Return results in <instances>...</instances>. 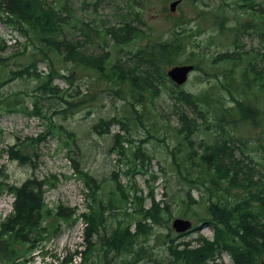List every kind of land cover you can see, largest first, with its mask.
<instances>
[{
    "label": "rangeland",
    "instance_id": "374dc122",
    "mask_svg": "<svg viewBox=\"0 0 264 264\" xmlns=\"http://www.w3.org/2000/svg\"><path fill=\"white\" fill-rule=\"evenodd\" d=\"M251 1L250 6L248 3L246 5L245 2L235 0H184L177 7L176 18L172 19L167 17L169 15L165 9L170 0H48L60 6L62 11L67 8L63 11V17L71 9L74 16L73 22L92 20L103 33L106 30L117 31L119 29L122 34L125 24L138 26L146 32L147 37L143 41L135 38L127 45H116L112 35L105 36L104 41L101 38L95 41L89 38L85 40L84 37L75 38L85 40L79 48L83 54L91 56L107 54L111 62L116 61L120 64L130 60L131 54L138 45L147 46L146 43L150 39L167 38L168 31L175 22L190 21L186 29H194L200 25L202 20L195 18L199 10L222 7L221 17L218 20L224 21V27H234L236 23L249 24V35L218 34L214 39L216 42L225 44L224 48L230 51L234 48L233 42L240 44L241 49L235 53L236 58L239 57V53L250 59L258 56L252 61L254 63L257 61L262 67L263 78L260 81L262 87L260 88V84L252 83L253 76L250 75L247 79L248 86L245 88L248 94L246 102L253 110L258 107L264 113V39L261 36L262 32L257 33L255 30L259 26V21L264 24V0ZM208 22H202L200 26L205 29V32L187 38L186 50L178 63L184 60L198 62L196 56L192 54V52H197L192 48L196 44L208 54L220 52V48L216 45L207 44L208 37L216 34V27ZM262 31L264 32V26H262ZM19 35L23 34L17 28L11 25L9 28L4 27L0 22V37L7 42H11L12 39L21 40L2 55L8 58L5 70H19L23 64L34 59L37 71L46 74L49 71L46 58L31 43L28 44L26 38L23 40ZM67 37L74 36L68 35ZM69 43H75V41L70 40ZM14 54L17 56L14 57ZM53 58L56 66L61 68L60 77L52 83V86L58 87V92L51 94L61 96V99H55L56 103L50 104L51 98L43 100L37 98L45 97V95L41 91H36L38 82L32 77L7 80L1 89L3 96L19 95V98L16 99L15 106L0 111V179L8 182L9 186H20L26 178L32 176L38 180L44 179L47 182V188L43 187L46 188L44 199L48 207L61 204L62 207L77 208L81 211L86 204L92 206L97 204L84 196L87 194V187L72 172L71 164L74 160L80 171H85L92 177V182L98 183L100 202L98 205L112 204L110 214L103 208L106 210L104 216L106 221L101 227L102 234L109 233L116 221L125 225L131 220L130 215L137 219L141 218L140 202L143 208H147L150 202L149 194L152 193L157 201L161 200L164 204H170L172 211L170 222L174 218H186L192 222L194 227H197V230L180 236L170 227L169 230L163 228V222L160 225H154L149 230L148 224L152 221L146 220L142 222L144 227L138 232L136 238L139 245H144L149 250L154 249V254L161 256L166 252L168 244V240L167 243H162L163 236L169 233L172 245L197 246V239L200 236L212 240L213 228L207 227L201 219L206 215L205 208L208 198L203 194L205 191H202V187L197 182H186L179 176L180 173L181 176L186 175L192 166L194 170L202 173L201 167L196 168L198 160L189 157L192 154L189 151L188 141L180 134L179 119L184 115L182 111H185L199 124V130L188 139L197 156L202 152L200 144L206 146L221 143L227 137L233 138L234 142L230 144L234 146L232 157L234 163H238L240 172V174L234 173L237 175L235 177L237 184L230 187L231 199L229 201L233 203L245 197L247 190L245 184L249 182V176L252 175L253 184L251 186H254V182L258 181L264 170V124H257L258 118L256 117L252 122L250 119H241L234 114L236 109H234L235 103L232 97L238 100L244 97L232 88V95L223 88L213 91V85L217 82L212 78L206 79L202 72L195 71L181 88L196 97L208 95L209 105L203 104V116L199 115L195 108L178 102L174 97L176 93L173 91L176 88L170 84L162 88L157 96L148 97V101L140 106L133 99H127L131 98L127 90L128 82L121 86L105 82L93 76L89 71L80 70L81 68L74 62L65 59L63 52L57 59L55 56ZM128 65H132L131 61ZM165 70L166 68L163 69ZM64 76L69 81L64 79ZM217 80L219 83L220 77ZM62 98L76 103L66 105L62 102ZM35 104L45 118L31 117L22 111L34 110ZM198 107L200 109L201 104ZM61 108L65 110H60ZM221 110H229L233 114L230 117L221 118L219 115ZM111 118L124 121L128 132L121 129V125L117 123L110 125L107 131L100 133L94 131L93 126L99 120ZM49 121L55 126L61 125L70 131L69 133L74 135V140L72 141V137L66 139L65 135H61L59 138L53 134L40 141L32 147L33 149H26L28 152L31 149L30 152L35 154V158L29 163L21 164L9 158L10 149L25 146L28 142L25 140L42 133L48 127ZM215 123L218 127H213ZM206 125L211 126L206 128ZM65 140L69 142L71 151H67L66 146L63 145L62 141ZM74 143L77 147L73 145ZM137 150L145 152L150 157L144 166L133 161L132 156ZM219 153L225 156L222 150H219ZM120 158L122 161H119ZM173 161L186 162V167H177L173 165ZM227 164L229 163L225 160V166L230 167ZM228 181L233 182L232 178H228ZM117 182L126 189L129 195L128 203L122 205L124 214L114 201H109V194ZM251 190L255 191V189ZM188 191L191 196L186 198L185 194ZM13 201L14 198L9 193L0 196V221L10 212ZM84 226L80 221L71 226L65 225L58 238L47 244L46 250L58 256V259L54 261L55 264H59L64 254L72 253L79 248L80 234ZM133 227L131 223L130 228ZM102 257L100 250L94 251L92 264H122L126 255L123 258L121 256L111 258L110 255L108 262ZM32 258L34 264H38V261L41 263V257L37 251L32 254ZM168 258L169 256L166 255L164 261L167 262ZM216 263L234 264L227 252L221 253Z\"/></svg>",
    "mask_w": 264,
    "mask_h": 264
},
{
    "label": "trees",
    "instance_id": "16d2710c",
    "mask_svg": "<svg viewBox=\"0 0 264 264\" xmlns=\"http://www.w3.org/2000/svg\"><path fill=\"white\" fill-rule=\"evenodd\" d=\"M235 1L252 5L251 0ZM62 6L65 7V5ZM218 10L219 12L222 11V7ZM63 11L60 6L52 4L48 0H0V22L17 28L25 36L27 43H31L46 58L49 64V71L46 74L37 71L34 59L29 60L27 64H23L19 70L6 71L8 58L2 57V55L6 53L8 46L0 39V111L15 106L16 99L19 98V95L9 97L1 94V89L6 81L12 79L32 77L38 82L36 91H41L45 95V97L37 98L41 100L51 98L50 104L56 103L55 99H61V96L51 94L58 92V87L56 85L52 86V83L56 77H60L61 70L56 66L53 57L55 56L57 59L58 56H61V52H63L65 59L74 62L81 68L80 70H90L95 77L103 79L105 82L119 86L128 82L127 90L130 92L131 98L127 99H133L140 106L148 101V97H155L159 94L160 87L164 86L166 81L163 69L177 61L181 52L180 48L183 47L181 41L180 44L175 43L174 39L171 42H151L148 43L147 47L136 49L127 62L123 64L116 61L111 62L107 54L85 55L79 51V48L82 47L87 38L94 41L101 38L104 41L107 35L113 36L116 45H127L134 38H140L139 30L136 28L134 29L137 31L125 29L122 34L119 29L118 31L106 30V33H103L92 20L73 22L74 16H72L71 9L65 13L64 17ZM213 25H215V22ZM245 25L247 24L236 23L234 27L229 29V32L235 34L238 31H243ZM261 25L262 22H260V27ZM255 30L257 33L262 32V35H260L264 39L262 29L258 27ZM68 35L74 37H67ZM79 37H84L85 40L75 39ZM70 40H74L75 43H69ZM233 44L235 49L227 56L198 57H200L201 65L208 73L211 75L217 73L213 75L214 77L222 74L223 80L219 83L220 88L227 90L231 95L232 91L229 87L240 89L237 93L244 98L238 100L232 97L235 103L234 109H236L234 114L241 119H250L254 122L255 117L257 118L261 112L253 110L246 102L245 88L248 86L247 79L250 75L253 76L252 83L255 85L260 84L263 78L261 71L263 70L260 63L252 61L258 56L250 59L239 53V57L236 58L235 53L238 49H241V46H238L235 42ZM13 56L17 55L14 54ZM130 61L132 65H128ZM217 66L222 67V69L217 68ZM236 67H239L238 73L235 71ZM63 78L69 81L66 76ZM207 97L208 95L196 97L181 91H177L175 95L178 102L195 108V111L202 116L204 115L202 111L203 104L209 105ZM62 102L66 105L76 103L68 102L66 98H62ZM199 104H201L200 109ZM60 110H65V108ZM22 111L29 116L45 118V115L42 114L36 104L34 110ZM182 114H184L183 117L179 119L180 134L189 143V151L192 154L189 156L190 159L196 158L198 160L196 168L201 167L202 173L194 170L192 166L186 175L181 176L180 173L179 176L183 181L197 182L202 187V191H205L203 194L208 198L205 208L206 215L201 219L202 222L213 228L214 236L212 240L200 236L197 239V246H191L190 244L172 245L173 242L169 233L163 236L162 243H167L168 240V244L166 252L161 256L154 254V249L149 250L146 246L139 245L136 238L138 232L142 231L144 227L143 221H152L148 224L149 230L154 225H160L162 222V227L169 229L165 217H169L172 213L170 204L155 201L152 193L149 194V207L143 208L140 202L139 213L142 214L141 218L137 219L135 216L130 215L131 220L125 225L120 221H116L109 233L102 234L101 227L105 225L104 222L106 221L104 216L106 210L107 212L111 211L110 205L112 204L98 205V183L92 182V177L86 172L80 171L77 163L72 160L71 165L74 174L88 189L85 196L97 204L94 206L86 204L85 211H80L78 214L77 208H65L60 204L54 208H49L45 204L43 186L47 183L46 181L30 177L20 186H9L4 179H0V195L7 192L14 198L11 212L0 221V264H30L33 261L32 254L36 251L42 256L40 264H55L54 261L58 259V256L46 250L47 244L58 238L63 225H74L79 218L86 224L79 244V248L82 249L76 248L72 253L64 254L59 264H70L77 254L81 255L79 264H92L91 259L97 249L101 251L102 258L107 262L110 255L111 258L120 256L123 258L126 255L122 264H218L216 259L223 252H227L231 256L234 264H259L261 261L264 262V236H262L264 235V170L258 181L254 182V186H251L253 184L252 175L249 176L250 180L245 184L247 187L245 197H241L233 203L230 202V187L237 184L235 178L237 175H234V173L240 174L238 163H234L232 157L234 146L230 144L234 142L233 138L227 137L221 143H212L206 146L200 144L199 147L202 148V152L197 156L192 143L188 139L195 131L199 130V124L195 118L189 117L185 111H182ZM231 114L233 113L229 110L219 112L221 118L231 116ZM113 121L115 120H99L93 126V129L96 133L107 131L110 125L114 123ZM117 123L122 125L123 129H126L124 121L121 120ZM210 126L206 125V128ZM213 127H218L217 123ZM53 134H56L59 138L61 135H65L66 139L72 137V141L74 140V135L64 127H61V125L55 126L49 121L48 127L42 133L25 140L28 141L25 146L21 145V147L17 146V148L10 149L8 151L9 158L19 161L21 164L28 163L30 158H35V154L30 152L33 149L32 147H35L45 137ZM62 142L67 151H71L69 142L67 140ZM73 145L77 147L76 143ZM27 148H31L29 152L26 150ZM219 150H222L225 156H221ZM149 160L150 157L143 151L137 150L133 154V161H137L142 166ZM225 160L228 161L229 164L227 165H230V167L225 166ZM173 165L186 167V162L173 161ZM228 178H232L233 182L228 181ZM251 189H255V191ZM110 195L109 201H114L120 209H123V203H128V192L119 182L114 185ZM190 196V191L186 192L185 197L189 198ZM86 197L85 200H87ZM131 223L136 224V228L132 231L130 230ZM166 255L169 256L167 262L164 261ZM47 256L50 257V260H47ZM98 257L100 256L98 255Z\"/></svg>",
    "mask_w": 264,
    "mask_h": 264
},
{
    "label": "water",
    "instance_id": "95a60500",
    "mask_svg": "<svg viewBox=\"0 0 264 264\" xmlns=\"http://www.w3.org/2000/svg\"><path fill=\"white\" fill-rule=\"evenodd\" d=\"M177 2H174L171 4V9L175 7ZM192 66H179V67H174L171 70L167 72L168 76L175 81L178 85L182 84L185 82L187 73L192 70ZM172 227L177 231V232H184L190 227V222L187 220L183 219H175L172 222Z\"/></svg>",
    "mask_w": 264,
    "mask_h": 264
},
{
    "label": "bare ground",
    "instance_id": "6f19581e",
    "mask_svg": "<svg viewBox=\"0 0 264 264\" xmlns=\"http://www.w3.org/2000/svg\"><path fill=\"white\" fill-rule=\"evenodd\" d=\"M84 172H85V171H84ZM262 236H264V235H262ZM262 236H261V237H262Z\"/></svg>",
    "mask_w": 264,
    "mask_h": 264
}]
</instances>
